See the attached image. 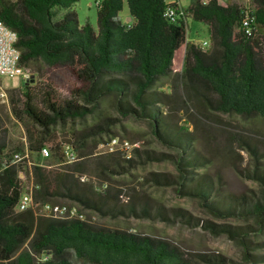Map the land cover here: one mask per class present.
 <instances>
[{
    "label": "trees",
    "instance_id": "trees-1",
    "mask_svg": "<svg viewBox=\"0 0 264 264\" xmlns=\"http://www.w3.org/2000/svg\"><path fill=\"white\" fill-rule=\"evenodd\" d=\"M77 1L0 0V21L16 31L24 69L39 63L63 75L70 87V95L63 97L53 80L47 79L37 87L25 85L20 92H8L11 113L26 138L25 148L16 147V152L39 157V149L47 146L49 159L56 164L32 165L34 201L70 200L102 214L124 213V207L107 202L108 194L102 193L106 188L79 182L86 153L65 164L62 144L51 138L54 126L97 116L100 103L109 98L121 116L147 120L153 136L175 152L156 154L133 147L135 154L129 159L118 153L103 154V161L115 165L111 171L122 173L147 161L170 159L176 174L150 172L145 180L173 185L179 195L197 199L216 218L244 220V225L203 222L211 233L225 234L237 243L242 261L185 253L154 236L92 224L72 204L62 207L75 209L82 219L17 211L23 188L18 164H10L0 170V264H264V254L254 253L264 242L252 240L264 236V167L257 149L237 134L228 136L230 144L249 150L251 168L238 173L255 181L258 190L225 193L219 180L216 184L207 172L196 171L207 167L209 158L196 150L188 125L173 123L168 114L187 115L194 109L200 115L212 112L264 120V0H249L248 8L218 0H190L185 8L178 0H125L130 23L117 18L123 0H96L97 30L89 23L79 26L71 10ZM168 9L175 14L167 15ZM246 16L249 32L243 25ZM187 17L207 26L208 49L187 41ZM163 77L171 79L170 92L157 86ZM113 122L106 116L80 133L73 132L69 143L82 150L91 138L95 147L105 139L103 134H110ZM13 154L0 145V161L10 162ZM119 193L111 197L117 200ZM126 207L136 213L134 202ZM139 211L148 215V205Z\"/></svg>",
    "mask_w": 264,
    "mask_h": 264
},
{
    "label": "rangeland",
    "instance_id": "rangeland-1",
    "mask_svg": "<svg viewBox=\"0 0 264 264\" xmlns=\"http://www.w3.org/2000/svg\"><path fill=\"white\" fill-rule=\"evenodd\" d=\"M95 1L78 0L71 6V10L77 14L79 26L89 23L94 30H97ZM173 1L175 0H165L166 3ZM189 1L180 0L183 7ZM117 18L122 23H126V20L130 18L125 0H123V7ZM185 21L187 41L203 49H208L210 40L207 26L192 20L190 17H187ZM204 42L207 43L206 46L203 45ZM37 68L38 72L35 71ZM27 69L29 80L22 77H0V93H2V90L5 91V95L0 96V145L3 144L8 151L13 153H16V147L25 148L26 138L23 126L11 113L7 99L8 92L11 89L20 92L25 85L37 87L42 82L45 83L47 79H51L58 94L63 97L70 95V87L65 82V77L59 72L42 67L39 63L31 65ZM170 83L171 79L169 77H163L159 80L157 86L166 90V92H170ZM189 112L187 115H184L182 111H173L168 114L173 123L188 125L194 136L196 150L209 158L207 167L196 168V171L207 172L214 178L216 184L219 180V187L225 193L241 194L257 191L258 185L255 181L238 173L239 170L251 168L252 158L249 150L247 147H242L235 142L230 144L228 136L237 134L251 143L257 149L258 157L264 167V120L260 117L243 119L238 115L212 112L200 115L194 109ZM106 116L114 119V122L109 128L110 134H103L101 138L105 139L99 142L98 145H105L106 140L114 135L121 139L139 143L133 144V147L149 149L156 154H175L172 149H168L166 145L153 136L147 120L121 116L115 110L109 98L102 100L97 116H88L85 119L69 122L66 125L54 126L51 131V138L61 144L69 143L73 138V132L80 133ZM98 145L93 147L90 138L82 150L76 151L78 155L86 153L85 170L81 174L86 179L83 182L79 180V182L85 184L86 187L100 186L103 182L106 183L107 187L102 191V193L106 192L108 194L105 199L110 204L115 203L119 207H124V213L116 215L102 214L70 200H61V203H53L54 206L75 205L76 208L79 207L84 217L92 224L154 236L178 246L185 253L219 254L232 261H242V248L225 234L211 233L203 227V222L244 225L246 223L244 220L232 217L216 218L201 207L197 199L179 195L173 185L158 186L145 180L150 172L176 174L175 166L170 159L147 161L145 164L129 167L125 172L113 173L111 171L115 167L113 161H103L102 156H104V153H99ZM96 157L102 159L96 161ZM37 163L56 166V164H52L49 158L42 159L36 154L28 153L27 156L16 163L19 167L18 177L21 179L23 190H26L32 184L31 168L33 164ZM118 190L121 191V194L119 193L117 200H114L111 196L116 195ZM132 202L136 204V213L126 211V206ZM147 205L148 215H143L139 211L140 207ZM63 208L65 207L63 206ZM178 210L184 212L185 218L180 215ZM72 211L76 213L75 209H72ZM187 218H189V221H187ZM252 240L264 242V236L261 238L253 237ZM258 248L260 249L254 253L264 254V243Z\"/></svg>",
    "mask_w": 264,
    "mask_h": 264
},
{
    "label": "built area",
    "instance_id": "built-area-1",
    "mask_svg": "<svg viewBox=\"0 0 264 264\" xmlns=\"http://www.w3.org/2000/svg\"><path fill=\"white\" fill-rule=\"evenodd\" d=\"M206 1V0H205ZM98 2V1H97ZM96 2V3H97ZM175 11L173 9L167 10V15L173 16ZM243 25L245 27V31L249 32L250 23H248V16L245 17L243 21ZM11 36V28L6 26L2 21H0V77H22L24 79L29 78V71L24 70L23 65L21 63H12V55L14 54V43H10ZM203 45H207V43H203ZM5 91L2 90L0 96H4ZM138 142H130L127 139L119 138V142L108 143L107 145H98L99 153L104 154H113L118 153L121 156L125 153L130 144H137ZM62 153L64 156L65 164H71L79 160L78 154L76 153L75 147L71 143L62 144ZM27 151L24 155L19 153H14L10 162H6V160L0 161V170L7 165L16 164L19 162L24 156H27ZM38 155L42 159L49 158L51 152L47 146H42ZM80 181H84L86 178L83 175L78 176ZM32 187L31 184L26 190L22 191V194L19 198V201L16 205L17 211H23L26 209H31L36 215H46L57 218H81L82 216H78V214L74 213L72 209H66L61 206H53L50 203H40L35 202L32 196ZM107 187L106 183H102L100 186H97L98 190H103Z\"/></svg>",
    "mask_w": 264,
    "mask_h": 264
},
{
    "label": "bare ground",
    "instance_id": "bare-ground-1",
    "mask_svg": "<svg viewBox=\"0 0 264 264\" xmlns=\"http://www.w3.org/2000/svg\"><path fill=\"white\" fill-rule=\"evenodd\" d=\"M16 42H17V33L13 29H11L10 43H14V50H15L14 54L12 55V63H19L20 61V50L16 46ZM113 142H119V137L117 136L110 137L108 140H106L105 145H107L108 143H113ZM123 156L126 159L133 158L134 152H133L132 144H130V147L127 148Z\"/></svg>",
    "mask_w": 264,
    "mask_h": 264
},
{
    "label": "crops",
    "instance_id": "crops-1",
    "mask_svg": "<svg viewBox=\"0 0 264 264\" xmlns=\"http://www.w3.org/2000/svg\"><path fill=\"white\" fill-rule=\"evenodd\" d=\"M203 1H205V0H203ZM219 1V3H237V4H241V5H243V6H245V7H250V2H249V0H218ZM190 2V1H189ZM172 3V2H171ZM189 4V3H188ZM187 4V5H188ZM178 5L180 6V7H182V8H185L186 6H182L181 5V2H180V0H178ZM126 22L128 23H130L131 22V20H130V18H128L127 20H126Z\"/></svg>",
    "mask_w": 264,
    "mask_h": 264
}]
</instances>
